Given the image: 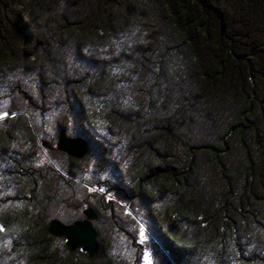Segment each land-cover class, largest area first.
<instances>
[{
	"label": "trees",
	"instance_id": "16d2710c",
	"mask_svg": "<svg viewBox=\"0 0 264 264\" xmlns=\"http://www.w3.org/2000/svg\"><path fill=\"white\" fill-rule=\"evenodd\" d=\"M21 73L101 132L121 197L152 205L156 264H264V0H0V82ZM37 143L24 113L0 120V179L26 201ZM47 224L1 216L0 264L120 263L60 254Z\"/></svg>",
	"mask_w": 264,
	"mask_h": 264
},
{
	"label": "rangeland",
	"instance_id": "374dc122",
	"mask_svg": "<svg viewBox=\"0 0 264 264\" xmlns=\"http://www.w3.org/2000/svg\"><path fill=\"white\" fill-rule=\"evenodd\" d=\"M66 98L56 87L43 92L37 77L30 73L0 82V114H6L0 115V120L9 112L24 113L38 142L33 158V176L38 180L34 197L31 201L17 197L13 185L8 187L0 179V217L37 206L45 211L47 221L57 219L67 225L84 218L82 211L91 207L97 215L91 221L97 243L109 247L119 264H156L154 245L158 242L150 228L151 203L126 193L128 199L121 197L119 190L126 187L119 181L120 169L115 168L111 154L97 147L101 132L85 133L79 126L77 107ZM61 129L67 136L87 142L85 156L75 163L55 148ZM42 141L46 146L40 144ZM94 187L98 192L92 190ZM140 225L156 243L141 232ZM64 246L63 237L54 240L60 254H64ZM74 252L76 258L88 261L79 249Z\"/></svg>",
	"mask_w": 264,
	"mask_h": 264
},
{
	"label": "water",
	"instance_id": "95a60500",
	"mask_svg": "<svg viewBox=\"0 0 264 264\" xmlns=\"http://www.w3.org/2000/svg\"><path fill=\"white\" fill-rule=\"evenodd\" d=\"M40 144L46 146L45 141ZM86 145L87 142L82 137L71 138L61 129L55 148L67 154L68 157L81 159L85 156ZM82 215L84 218L74 220L67 225L57 219H50L47 224V232L54 237H63L68 251L79 249V251L86 253L91 258L96 254L98 248L95 230L91 225V221L97 215L91 207L85 208L82 211Z\"/></svg>",
	"mask_w": 264,
	"mask_h": 264
},
{
	"label": "built area",
	"instance_id": "2783aa9c",
	"mask_svg": "<svg viewBox=\"0 0 264 264\" xmlns=\"http://www.w3.org/2000/svg\"><path fill=\"white\" fill-rule=\"evenodd\" d=\"M98 188L94 187L92 190H96L97 191ZM140 230H142V233H146L149 234V236H151V233L148 231V229L144 226V225H140ZM151 238L153 239V237L151 236ZM153 241L155 242V240L153 239Z\"/></svg>",
	"mask_w": 264,
	"mask_h": 264
},
{
	"label": "snow or ice",
	"instance_id": "6c2138e0",
	"mask_svg": "<svg viewBox=\"0 0 264 264\" xmlns=\"http://www.w3.org/2000/svg\"><path fill=\"white\" fill-rule=\"evenodd\" d=\"M0 115H6V114H0ZM141 232H142V230H141Z\"/></svg>",
	"mask_w": 264,
	"mask_h": 264
}]
</instances>
